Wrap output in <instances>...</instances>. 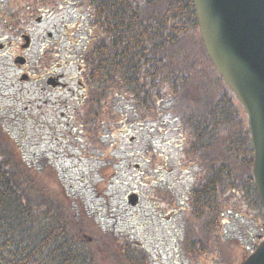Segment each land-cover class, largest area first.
<instances>
[{
    "label": "trees",
    "instance_id": "16d2710c",
    "mask_svg": "<svg viewBox=\"0 0 264 264\" xmlns=\"http://www.w3.org/2000/svg\"><path fill=\"white\" fill-rule=\"evenodd\" d=\"M59 1L9 0L3 23L13 29L26 8L37 12L40 4ZM72 2L87 13L84 39L75 47L84 66L77 121L104 156H96L103 169L114 166L107 159L117 133L172 115L187 135L185 166L198 170L179 209L186 264H242L243 248L250 254L255 247L227 236L232 214L251 209L264 232L247 115L207 54L193 1ZM156 150L146 146L153 164L162 158ZM0 264L154 263L141 245L78 204L54 166L29 162L0 123Z\"/></svg>",
    "mask_w": 264,
    "mask_h": 264
},
{
    "label": "rangeland",
    "instance_id": "374dc122",
    "mask_svg": "<svg viewBox=\"0 0 264 264\" xmlns=\"http://www.w3.org/2000/svg\"><path fill=\"white\" fill-rule=\"evenodd\" d=\"M72 1L40 4L37 12L26 8L28 12L15 16L18 26L8 29L2 19L9 0H0V123L29 162L46 160L54 166L73 199L98 223L129 236L154 264H186L179 246L183 219L179 209L198 180V170L185 166L182 142L187 135L167 114L158 122L131 125L115 135L107 159L114 166L103 169V161L96 157L102 155L77 121L80 59L75 47L84 39L87 13ZM23 34L31 37L27 49L22 48ZM19 54L26 57L24 64L15 63ZM53 76L62 77L65 86L48 84ZM150 143L162 156L154 164L145 153ZM132 193L140 197L136 205L128 201ZM164 193L173 195L175 202ZM245 210L239 217L232 214L227 236L254 248L264 232L252 210ZM248 252L243 248V259Z\"/></svg>",
    "mask_w": 264,
    "mask_h": 264
},
{
    "label": "water",
    "instance_id": "95a60500",
    "mask_svg": "<svg viewBox=\"0 0 264 264\" xmlns=\"http://www.w3.org/2000/svg\"><path fill=\"white\" fill-rule=\"evenodd\" d=\"M192 1L207 53L247 113L254 184L264 208V0ZM25 39L24 48L30 44ZM48 83L57 85L53 77ZM138 200L135 193L129 196L132 205ZM243 264H264V238Z\"/></svg>",
    "mask_w": 264,
    "mask_h": 264
},
{
    "label": "flooded vegetation",
    "instance_id": "af4514ba",
    "mask_svg": "<svg viewBox=\"0 0 264 264\" xmlns=\"http://www.w3.org/2000/svg\"><path fill=\"white\" fill-rule=\"evenodd\" d=\"M18 56V55H17ZM79 71L81 72V71H83V65H79ZM59 80H60V78H62V77H57ZM58 86H65V85H58ZM78 88H80V95L82 94V85H81V81L79 80V85H78ZM78 96H79V94H78ZM79 100V99H78Z\"/></svg>",
    "mask_w": 264,
    "mask_h": 264
}]
</instances>
